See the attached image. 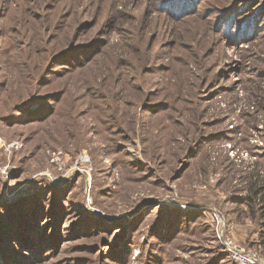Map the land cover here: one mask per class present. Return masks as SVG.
Masks as SVG:
<instances>
[{"label":"rangeland","instance_id":"obj_1","mask_svg":"<svg viewBox=\"0 0 264 264\" xmlns=\"http://www.w3.org/2000/svg\"><path fill=\"white\" fill-rule=\"evenodd\" d=\"M0 137V264H264V0H0Z\"/></svg>","mask_w":264,"mask_h":264},{"label":"built area","instance_id":"obj_2","mask_svg":"<svg viewBox=\"0 0 264 264\" xmlns=\"http://www.w3.org/2000/svg\"><path fill=\"white\" fill-rule=\"evenodd\" d=\"M2 143H3V139L2 137H0V146L2 145ZM214 219L217 225H221V223L223 222L222 215L219 212L214 213Z\"/></svg>","mask_w":264,"mask_h":264}]
</instances>
